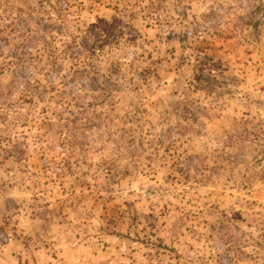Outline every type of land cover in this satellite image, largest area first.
<instances>
[{"label":"rangeland","instance_id":"1","mask_svg":"<svg viewBox=\"0 0 264 264\" xmlns=\"http://www.w3.org/2000/svg\"><path fill=\"white\" fill-rule=\"evenodd\" d=\"M0 264H264V0H0Z\"/></svg>","mask_w":264,"mask_h":264}]
</instances>
